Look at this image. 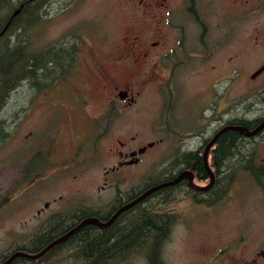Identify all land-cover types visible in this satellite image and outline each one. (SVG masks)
Segmentation results:
<instances>
[{"label":"rangeland","instance_id":"374dc122","mask_svg":"<svg viewBox=\"0 0 264 264\" xmlns=\"http://www.w3.org/2000/svg\"><path fill=\"white\" fill-rule=\"evenodd\" d=\"M128 5L127 0H47L40 22L27 31L33 49L68 42L78 56L56 83L21 84L2 109L9 135L0 142V259L33 244V238L43 239L42 231L60 213L105 210L116 193L163 181L177 170L173 161L182 146L197 147L226 120L264 112V70L251 77L264 66V0H248L245 19L236 15L240 1L203 0L201 15L213 16L203 19L212 27L213 50L169 55L171 64L181 61L174 69L162 65L160 54L148 55L150 42L166 31L160 20L147 19L140 10L132 14ZM2 13L9 11L2 7ZM119 89L134 96L131 105L117 100ZM76 98L84 104L67 112ZM112 101L119 113L94 119ZM150 142L137 163L111 170L118 149ZM244 143H257L264 158V132ZM34 152L39 162L30 165ZM173 192L167 202L164 194L149 200L152 209L169 207L180 214L165 248L167 264H200L204 256L235 244L241 230L249 229L246 246L254 245L264 229V192L247 173H237L228 195L213 205L196 203L184 188ZM239 250H232L227 264L243 255ZM41 264L83 262L63 251ZM117 264H146L145 255Z\"/></svg>","mask_w":264,"mask_h":264},{"label":"flooded vegetation","instance_id":"af4514ba","mask_svg":"<svg viewBox=\"0 0 264 264\" xmlns=\"http://www.w3.org/2000/svg\"><path fill=\"white\" fill-rule=\"evenodd\" d=\"M203 0H127L129 3V10L132 14L136 13L137 11L144 12L143 16L158 19L160 20V25L166 29L164 33L160 31L159 40H154L150 42L148 49V55L150 54H160L163 58L161 60V63L163 66H173L172 69L178 68L181 64L179 62L171 64L168 61V56L172 54L177 55H188L191 53H195L196 50H199L200 47H203L204 51H208L209 53L213 50L214 46V39L210 35L211 32V25L210 22L203 20V19H213V16H205L201 15V4ZM233 3L240 1V10L239 12L236 11V15H239L241 19L247 18V5L248 0H232ZM244 3V4H243ZM159 10V12L157 11ZM235 11V10H234ZM148 12L152 15L148 16ZM158 12V13H157ZM161 29V28H160ZM193 34V36H191ZM230 35L227 34L226 37H229ZM191 37H194L193 42L190 43ZM161 39V40H160ZM160 50V51H158ZM60 51L62 52V55L59 57H56V52ZM75 51V53H74ZM52 53L54 57L50 60L49 69H50V79L51 81L49 83H56V78L60 77L62 75V72L67 70L69 67L73 65L72 62L76 60L78 54L75 50L72 49H53ZM73 56V57H72ZM60 62V64H58ZM62 63V64H61ZM260 71L264 70V66L260 68ZM258 71V70H257ZM260 71L258 73H260ZM257 73V74H258ZM256 74V75H257ZM255 76V75H254ZM253 76V77H254ZM252 77V75H251ZM117 88V87H116ZM117 100L119 102H126L127 105H131L134 101V96L130 95L127 90L119 89L117 90ZM67 110V112H78L77 110H80L79 106H82L84 104V100H80L76 98V101L72 102ZM119 113V109L116 106L115 102L112 101L109 103L108 111L106 113H101L98 117H95L94 119H103V117H114ZM86 116V115H85ZM232 119V118H231ZM228 119V120H231ZM241 119L247 120L249 122L256 121V123L253 125L252 128L256 127L258 124L264 121V112L261 113L259 116L256 117H247L243 116ZM226 120L224 124H222L220 127L216 128L211 137L205 138L203 140V143L198 145L197 147L189 148L187 146H182L180 148L179 152L176 153V155H179L181 157V162H178L176 159L173 161L177 165V170L172 173L173 176L169 177V179L165 180L168 181L170 179H173L177 177L182 171L188 170L193 174L194 182L199 185H206L209 182V177L207 174V178L203 180H196L195 174L190 169H185L184 167L186 165H190V167L197 166L199 164L203 165V151L205 148V145L207 142L217 133V131L223 127L228 121ZM95 124L99 125V122L97 121ZM246 126V125H244ZM247 127V126H246ZM104 130V129H103ZM229 131V130H226ZM224 131V132H226ZM264 132V127L255 135L252 136H244L243 142L240 144H236L233 148L228 149L224 152L225 158L223 160H217L215 159V149H216V140L218 137L223 133H221L215 140L214 144L209 148L208 154H207V162L214 174V180L211 185V187L207 190H197L200 193H203L205 195V198L209 199H215L218 196L223 197L224 195H228L229 191L231 190L232 183L230 182L228 186L226 183L224 186H220V192H217L214 189L216 185V179L220 177V175L225 172L228 175L226 176V182L227 180L231 179V176L233 174L232 168H244V167H257L259 168L260 176L258 180H261V182H257L258 185L262 188L264 192V158L260 156V149L257 143H244V140L257 137L261 135ZM198 134V133H197ZM150 144V145H149ZM154 143L150 142L147 144V146H142L137 149H129L126 151H122L121 149H118L116 151L117 155V161L116 166L111 167L112 171H116L119 168H126L129 166H132L133 164L137 163L140 159V155L147 150V147H151ZM119 145L123 147L125 145L124 142L119 141ZM44 149H39V151H44ZM38 151V152H39ZM195 153V155L192 158L186 159V163L183 162V158L186 157L189 153ZM220 153H222L219 150ZM185 155V156H183ZM36 153L34 152V155L29 159V164H35L38 163L39 160L35 158ZM200 158V160H199ZM41 163V161H40ZM217 167H220L218 171L216 170ZM222 168H225L224 170ZM205 169V168H204ZM206 171V170H205ZM207 173V172H206ZM237 173V171H236ZM240 173H247L250 175L251 179L253 181L255 180L254 177L249 173L248 171H243L239 169ZM178 184H188V181L186 178L180 179L175 184L166 186H179ZM189 185V184H188ZM176 186V187H177ZM191 187V186H190ZM192 188V187H191ZM194 189V188H192ZM211 190H215L214 192ZM145 191V190H144ZM142 193V192H141ZM139 193V194H141ZM125 195H122L121 192L116 193L113 201L110 203V206H108V209H89V208H76L72 211H67L65 213H60L56 217H58L56 220L53 218L51 219L50 225L45 228L42 231V234H44V238L41 240H36L33 238L31 241L34 243L29 246L21 245L19 247L23 248L21 251H25L27 253H36L43 249L46 245H48L51 241L57 239L58 237L68 233L73 228H75L82 220L88 217H95L100 222H106L110 219V217L123 205L127 204L136 196H132V193H124ZM164 193H160V195H163ZM167 194V193H166ZM164 194V195H166ZM151 195V194H150ZM150 195L148 197H145L143 200L137 202L135 205L123 210L120 212L116 218L107 226H100L96 224H84L80 228L74 230L65 240L53 245L47 252H45L43 255L36 259H28L25 257H15L11 263H13L16 259H21L15 262V264H41V262L48 260L53 255H56L57 253L71 252V255L73 254L74 257H76L81 262H85L86 258L84 256L77 257L76 251H74L75 246H80L81 241L80 239L87 236V233L89 230H97L100 234H104V232L108 229H113V237L116 240V247L113 250L112 254H107L109 258L107 261L113 262V264L120 263L126 259H131L132 257H135V255L139 252L144 253L145 255V261L146 264H167V260L165 257V248L168 245L169 242L172 241V236L176 227V224L180 221V214L176 211H174V208H164V209H152L150 208ZM201 195V194H200ZM145 203H148V207H142ZM214 204V203H213ZM212 204V205H213ZM48 202L45 204V207H47ZM140 207V208H139ZM140 213H148V239L144 241V239H138V231H137V223L139 220H142V217H140ZM54 221H56L55 224ZM149 222H153V225H150ZM53 224V225H52ZM52 229L50 230V227ZM144 227V226H143ZM141 227V228H143ZM143 229H146L145 227ZM248 230H241L239 239L232 244H229L225 247H223L219 253L214 252L210 254L209 256H204L203 261L200 264H227V259H231L232 256V250L240 249L238 253H242L243 255H240L239 257L236 256L234 259V262H231V264H264V229L260 231V236L257 240V242L254 245L246 246V235L248 233ZM140 232V231H139ZM105 240H101L100 244L103 246L105 244ZM145 245V247H142ZM39 247V248H38ZM15 247L12 249L8 254H5L0 259V264H3L5 259L9 257L13 252L18 251L20 249H17ZM141 248V249H140ZM17 249V250H16ZM148 254V255H147ZM221 254H223L221 256ZM233 259V258H232ZM10 263V264H11ZM108 264V263H107Z\"/></svg>","mask_w":264,"mask_h":264},{"label":"trees","instance_id":"16d2710c","mask_svg":"<svg viewBox=\"0 0 264 264\" xmlns=\"http://www.w3.org/2000/svg\"><path fill=\"white\" fill-rule=\"evenodd\" d=\"M47 0H17L14 3V0H0V8L4 7V11H9L8 14H0V142L3 141L9 135L7 130V124L5 118L1 115L2 109L5 106L11 92L19 87L23 83H27L30 86H45L50 82V69L49 63L52 57L56 55L59 57L62 55V52L57 51L54 55L52 50L61 48V49H72L74 50V46L67 43H54L53 45L43 47L41 49H33L32 44L29 38V34L27 31L30 30L33 26L40 22L41 14L40 9L43 7L44 2ZM16 4V5H15ZM13 8V9H12ZM19 8V12L9 21L12 13ZM12 9V10H11ZM11 10V12H10ZM9 21V23H8ZM8 23V25H7ZM7 25V26H6ZM54 55V56H53ZM73 57V56H72ZM73 63V62H72ZM60 64V62H58ZM62 64V63H61ZM41 87V86H40ZM256 121L249 122L247 120L241 118H232L228 120L226 124H241L246 125L249 128H252ZM244 136L235 130H229L223 132L218 139L216 140V149L214 152L215 159L223 160L225 158L224 152L228 149L234 148L236 144L242 143ZM232 145V146H231ZM219 150L222 152L220 153ZM195 153L191 152L182 160L186 163V159L192 158ZM179 155L176 156V160L181 162V157ZM185 156V155H183ZM194 158V157H193ZM200 160V158H199ZM185 169H190L195 174L196 180H203L207 178V173L203 168L202 164L197 166L190 167V165H186ZM221 169L217 167V171ZM223 170L225 168H222ZM239 169L248 171L254 177V181L261 182L258 180L261 173H259V168L257 167H244V168H232L233 174L230 180L226 182L227 173L223 172L220 177L216 179L215 190L219 193L220 186L226 185L235 179ZM237 171V173H236ZM170 176L163 179V181L169 179V177L174 174H169ZM160 181V182H163ZM157 182V183H160ZM157 183H146L140 189L136 191H131L132 196H136L139 193L146 190L148 187L157 184ZM258 184V183H257ZM179 186H170L160 188L149 196L150 198L156 196L160 193H164L162 200L165 202L170 200L171 195H175L173 192L176 188H184L185 193H189L191 198L196 203H206L208 205H212L221 199V197H217L215 199L205 198L203 193L198 192L195 189H192L188 184H178ZM211 190V192L215 191ZM201 194V195H200ZM148 197V196H147ZM140 208V207H139ZM140 217L142 220H139L137 223V231H138V239H148V213H140ZM150 225H153V222H149ZM146 229H143L144 227ZM53 226L50 227V230ZM143 227V228H141ZM140 231V232H139ZM113 229H108L104 232V234H100L97 230H89L87 236L80 239L81 245L75 246L74 251L77 253V257L84 256L86 258L83 264H107L111 263V261H107L109 258L107 254H112L113 250L116 247V240L114 239ZM105 240V244L102 246L100 244L101 240ZM142 247H145L143 245ZM39 248V247H38ZM17 249L23 250V248L18 247ZM16 249V250H17ZM141 249V248H140ZM148 255V254H147ZM19 259H16L13 263L17 262Z\"/></svg>","mask_w":264,"mask_h":264},{"label":"water","instance_id":"95a60500","mask_svg":"<svg viewBox=\"0 0 264 264\" xmlns=\"http://www.w3.org/2000/svg\"><path fill=\"white\" fill-rule=\"evenodd\" d=\"M19 8H17L11 15L9 21L19 12ZM8 21V23H9ZM7 23V25H8ZM6 25V26H7ZM261 69H259L258 71H256L255 73L252 74V77L254 75H256ZM264 127V121L261 122L260 124H258L256 127H254L253 129H249L248 127L241 125V124H229V125H224L223 127H221L217 133L207 142V144L205 145L204 151H203V163H204V168L208 174L209 177V182L202 186L199 185L197 183L194 182L193 179V174L188 171V170H184L182 171L177 177L170 179L168 181H163L157 184H154L150 187H148L145 191H143L141 194H139L136 198H134L133 200H131L130 202H128L127 204L123 205L122 207H120L111 217L108 221L106 222H100L97 218L95 217H88L85 218L84 220H82L75 228H73L71 231H69L68 233L58 237L57 239L51 241L48 245H46L43 249H41L40 251L36 252V253H27L25 251H15L13 252L9 257H7L5 259V261L3 262V264H10L12 262V260L15 257H25L28 259H36L38 257H40L41 255H43L45 252H47L53 245L65 240L74 230L80 228L82 225L84 224H96V225H100V226H107L109 225L115 218L116 216L122 212L123 210L135 205L137 202L143 200L145 197H147L148 195H150L151 193H153L154 191L175 184L176 182H178L180 179L182 178H186L188 181V184L194 188L195 190H207L211 187L213 180H214V174L212 172V170L210 169L208 162H207V154H208V150L209 148L214 144L216 138L224 131L226 130H235L237 132H239L240 134H244L246 136H252L255 135L256 133H258L262 128ZM150 145V144H149Z\"/></svg>","mask_w":264,"mask_h":264}]
</instances>
